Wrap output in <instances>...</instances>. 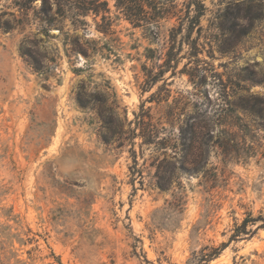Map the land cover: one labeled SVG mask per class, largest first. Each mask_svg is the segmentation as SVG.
I'll list each match as a JSON object with an SVG mask.
<instances>
[{
  "label": "rangeland",
  "instance_id": "obj_1",
  "mask_svg": "<svg viewBox=\"0 0 264 264\" xmlns=\"http://www.w3.org/2000/svg\"><path fill=\"white\" fill-rule=\"evenodd\" d=\"M195 116L197 165L131 139L137 118L154 140ZM247 216L264 218V0H0V264H264L262 220L229 240Z\"/></svg>",
  "mask_w": 264,
  "mask_h": 264
},
{
  "label": "trees",
  "instance_id": "obj_2",
  "mask_svg": "<svg viewBox=\"0 0 264 264\" xmlns=\"http://www.w3.org/2000/svg\"><path fill=\"white\" fill-rule=\"evenodd\" d=\"M198 1H196L197 3ZM200 11V10H199ZM201 15V12L196 13L195 17L196 19L199 18ZM169 56V55H168ZM174 59V65L170 64V61ZM177 58L174 54L172 58H167L164 62L167 66L175 68V64L177 63ZM148 75V82L153 83L157 80V77L159 76L158 73L151 74V72L147 73ZM244 109L245 107H241ZM143 118L140 120L137 118V122H135V126L138 129V132H135L133 130L131 132V139L135 137L141 138L143 143H155L157 145V149H162V154H165L166 151L169 148L176 149L177 146H181V150H183L184 156L183 159L187 163V159L189 158V163H192V165H197L199 162H201V158L203 155L208 152V148L210 145V139L212 135L209 133V130L211 129L212 122L210 120H205L204 124L202 123L201 119L198 120V118L195 116L194 120L190 123L189 120H185L181 126H179L178 134H174L173 132L164 133L162 136L154 138L153 135L145 134V128L146 125L143 123ZM139 125V126H138ZM165 130V128H162ZM156 139V140H155ZM155 141V142H154ZM204 147V148H203ZM199 150V152H198ZM134 155V151H132ZM176 155V154H175ZM199 156V159L196 160V158ZM205 163V161H204ZM201 167H204V165H201ZM159 176L157 177V180L155 182V185L160 190H166L168 189L171 184L176 179V162L174 160H171V158L167 159L166 157H163L159 161ZM201 169L196 168L193 170L194 173H198ZM178 203H182V197H178L177 199ZM262 220V224L264 225V218L262 216H258L256 218H252L250 216L245 217L241 224L235 227L234 232L231 234L229 240L235 239V237L239 236L240 233H247L246 225L248 222H255L257 220ZM226 246V243H221L218 247H211V251L207 254V257L211 259L212 257H215L221 249H223ZM200 262L202 260H206L203 258V255L199 258Z\"/></svg>",
  "mask_w": 264,
  "mask_h": 264
}]
</instances>
